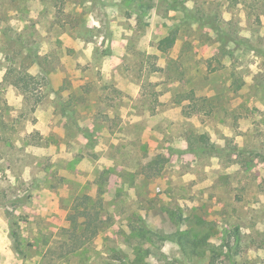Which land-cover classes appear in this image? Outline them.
I'll return each mask as SVG.
<instances>
[{"label": "rangeland", "instance_id": "374dc122", "mask_svg": "<svg viewBox=\"0 0 264 264\" xmlns=\"http://www.w3.org/2000/svg\"><path fill=\"white\" fill-rule=\"evenodd\" d=\"M0 264H264V0H0Z\"/></svg>", "mask_w": 264, "mask_h": 264}, {"label": "trees", "instance_id": "16d2710c", "mask_svg": "<svg viewBox=\"0 0 264 264\" xmlns=\"http://www.w3.org/2000/svg\"><path fill=\"white\" fill-rule=\"evenodd\" d=\"M176 38H177L176 34H169L167 36H164L163 38L160 39L158 43V49L163 52L168 51L171 47L174 46L176 42ZM157 69H158L157 66H154L152 70H157ZM16 85L24 94H26L28 98H30L31 96L33 97L34 95V100H33L34 107H36L38 103L42 100V95L35 94L36 92H34L35 87H33V81L26 82L22 80L21 76H19L16 79ZM198 139L199 141L203 143H206V144L208 143V137L206 134L199 135ZM84 214H86V219H85V226L82 229L81 236H84V238L88 239L91 236H93L98 230L97 221L99 217V211L93 210V207L88 206ZM188 241H191V240H188ZM178 243L180 246H184L183 237H179Z\"/></svg>", "mask_w": 264, "mask_h": 264}]
</instances>
